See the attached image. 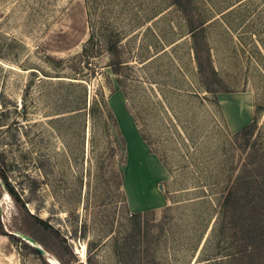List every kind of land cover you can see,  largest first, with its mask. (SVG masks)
Wrapping results in <instances>:
<instances>
[{
  "label": "rangeland",
  "instance_id": "374dc122",
  "mask_svg": "<svg viewBox=\"0 0 264 264\" xmlns=\"http://www.w3.org/2000/svg\"><path fill=\"white\" fill-rule=\"evenodd\" d=\"M258 187L264 0H0V264H264Z\"/></svg>",
  "mask_w": 264,
  "mask_h": 264
},
{
  "label": "trees",
  "instance_id": "16d2710c",
  "mask_svg": "<svg viewBox=\"0 0 264 264\" xmlns=\"http://www.w3.org/2000/svg\"><path fill=\"white\" fill-rule=\"evenodd\" d=\"M258 125V118L255 117L253 119V121L247 125H245L238 133H237V136H248V139L251 138V135L254 131V129L256 128V126ZM261 177V174L259 173V171L257 170V167L253 166V167H250L249 165L248 166H245V171H243V174H241L240 176L236 177V179L233 180V182L231 183V185L227 188V190H225V192L223 193V201H222V204H227V202L230 200V198L232 197L233 193H234V185H240L242 182L248 184V183H257L259 182V178ZM237 183V184H236ZM11 194L13 195V191H10ZM264 188H260L258 187V194H257V197L259 198H262L264 199ZM145 214H138L137 217L135 218V220H137L140 225H141V222L143 221V219L147 220L145 218ZM168 218V217H166ZM165 218V219H166ZM43 223L47 226V224L43 221ZM149 231V228H145L144 232L142 233V236L144 237ZM255 246V245H254ZM260 248V246H259ZM256 249V247H251V249H246L245 247L241 250V251H238V253H236L235 255H231L230 256V260L231 263L232 261H238L240 262L241 264H245L246 261H249L253 254H254V250ZM143 253V251H142Z\"/></svg>",
  "mask_w": 264,
  "mask_h": 264
},
{
  "label": "crops",
  "instance_id": "0c3cea01",
  "mask_svg": "<svg viewBox=\"0 0 264 264\" xmlns=\"http://www.w3.org/2000/svg\"><path fill=\"white\" fill-rule=\"evenodd\" d=\"M245 97V99L247 100V103L246 105H248L250 107V103L253 99V95H251L250 93L246 94V95H243ZM238 106H237V110H238V116L235 117L234 119H232V121H234V124L235 125H238V124H243L244 123V120L247 118L245 117V115H242L241 114V102L240 100L237 102ZM246 108V110H249L250 111V108Z\"/></svg>",
  "mask_w": 264,
  "mask_h": 264
},
{
  "label": "bare ground",
  "instance_id": "6f19581e",
  "mask_svg": "<svg viewBox=\"0 0 264 264\" xmlns=\"http://www.w3.org/2000/svg\"><path fill=\"white\" fill-rule=\"evenodd\" d=\"M7 194V193H6ZM10 199V198H9ZM18 235L20 237H22L24 240H25V234H22V233H18ZM28 243H30L33 247L34 245H37V246H41L35 239H31L30 237L29 238H26V240ZM42 247V246H41ZM55 260V259H54ZM56 264H60L57 260H55Z\"/></svg>",
  "mask_w": 264,
  "mask_h": 264
},
{
  "label": "water",
  "instance_id": "95a60500",
  "mask_svg": "<svg viewBox=\"0 0 264 264\" xmlns=\"http://www.w3.org/2000/svg\"><path fill=\"white\" fill-rule=\"evenodd\" d=\"M30 236H27L25 235V240L26 238H29ZM32 239V237H30ZM34 248L39 252L41 253L42 255L44 256H48V252L41 246H37V245H34ZM49 261H50V258H49ZM51 262V261H50Z\"/></svg>",
  "mask_w": 264,
  "mask_h": 264
}]
</instances>
